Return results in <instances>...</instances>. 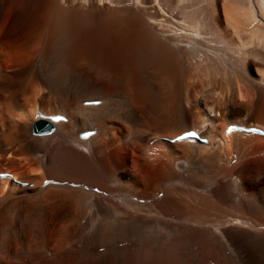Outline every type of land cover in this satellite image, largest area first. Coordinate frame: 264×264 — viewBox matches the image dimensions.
Returning a JSON list of instances; mask_svg holds the SVG:
<instances>
[{
	"label": "bare ground",
	"instance_id": "obj_1",
	"mask_svg": "<svg viewBox=\"0 0 264 264\" xmlns=\"http://www.w3.org/2000/svg\"><path fill=\"white\" fill-rule=\"evenodd\" d=\"M238 128L264 133V0H0V264H264Z\"/></svg>",
	"mask_w": 264,
	"mask_h": 264
},
{
	"label": "rangeland",
	"instance_id": "obj_2",
	"mask_svg": "<svg viewBox=\"0 0 264 264\" xmlns=\"http://www.w3.org/2000/svg\"><path fill=\"white\" fill-rule=\"evenodd\" d=\"M19 260H20V259H18V261H17L18 263H17V264H19Z\"/></svg>",
	"mask_w": 264,
	"mask_h": 264
}]
</instances>
